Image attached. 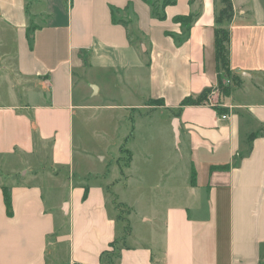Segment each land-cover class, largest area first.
I'll list each match as a JSON object with an SVG mask.
<instances>
[{"label": "crops", "instance_id": "crops-1", "mask_svg": "<svg viewBox=\"0 0 264 264\" xmlns=\"http://www.w3.org/2000/svg\"><path fill=\"white\" fill-rule=\"evenodd\" d=\"M233 3L238 83L230 78L223 95L214 88L221 0H175L160 6L163 18L144 0H0V264H264V0ZM98 75L119 100L91 103ZM208 87L215 104L181 107ZM148 100L170 115L186 168L170 180L169 204L143 211L128 194L134 155L127 166L120 155L131 153L126 112ZM102 110L116 116L86 151L77 137Z\"/></svg>", "mask_w": 264, "mask_h": 264}, {"label": "rangeland", "instance_id": "rangeland-1", "mask_svg": "<svg viewBox=\"0 0 264 264\" xmlns=\"http://www.w3.org/2000/svg\"><path fill=\"white\" fill-rule=\"evenodd\" d=\"M151 1L155 4L156 8H159L163 2V0ZM91 77H94V74H91ZM96 79L102 86L103 90L100 94L92 98L91 103L103 104L104 102L116 101L112 99L119 100L120 96L116 97L117 90L108 89L105 86L104 78H101L98 75ZM79 81L80 84L78 86V92L81 91V88L84 89L83 80L79 79ZM88 92L91 93L92 89L90 88ZM159 103L160 102L156 100H148V105H151L150 107L139 110H128V112H126V114L128 113L132 117V119H135L131 121L129 120L128 124H126L129 125V127L131 125L129 130V140L126 144V147L131 151V153L125 148H122L120 158L123 160V166H127L130 155L132 157L134 155V170L138 174V179L134 176V183L132 184V189H130L128 194L132 196L133 193L138 192L136 206L139 210L143 211L155 209L159 210L158 207L163 208L168 205V193L172 189V181L170 180L175 179L179 182L180 179H183L182 173L186 168V165L183 163L184 160L181 158V153L179 149L175 147L172 134H170V115L161 111L154 112V107L152 106ZM114 112L102 110L98 113L99 117L96 119H94L96 117L94 112H89L88 115H90V117L87 118L88 123L85 125L86 130H83L84 140L77 137V143H81V145L84 146L83 148H86V151H92L97 147H101L104 143L103 138H95L94 130L99 128V125L104 126L107 122L109 123L112 117L108 115L113 113L114 116H116V113ZM122 112L123 111H117V113ZM100 118H102V120ZM126 118H128V116L126 117L124 115V119L122 121L125 120L126 122ZM146 149H148V151ZM113 150H115V148ZM80 152L82 153L81 149ZM113 154L116 156L119 155L116 152H113ZM81 156L89 157L84 153H82ZM90 162L91 161L89 159L83 161L86 165H89ZM177 173L178 175L176 177L175 175ZM47 195H50V193L47 192ZM111 198H113V196ZM158 198H160V200H156ZM112 200L116 204L115 208L118 217L120 219H125L127 208L122 206L120 203L115 202L117 200ZM117 244L113 245L110 250V255L115 254Z\"/></svg>", "mask_w": 264, "mask_h": 264}, {"label": "trees", "instance_id": "trees-1", "mask_svg": "<svg viewBox=\"0 0 264 264\" xmlns=\"http://www.w3.org/2000/svg\"><path fill=\"white\" fill-rule=\"evenodd\" d=\"M150 2L154 9L156 10V15L160 18L164 17V14L156 8L155 4L151 0H144ZM175 0H163L161 7H165L169 4L174 3ZM222 6L216 12V27H215V43H216V67L218 73V85L214 87L219 90V94L227 95L231 92V84H226L225 80L227 78H233L230 70V39H231V22L235 17V8L233 0H221ZM179 20L186 21L185 18L181 17ZM124 21V20H122ZM234 82L237 84L238 80L233 78ZM213 87L205 88L198 96H187L181 102V107L187 105H200L208 103V94L211 92ZM159 101V100H158ZM161 101V100H160ZM132 161V156L129 157V162ZM127 163V164H128ZM195 171L193 170V175ZM192 180L194 177L192 176ZM5 204L7 207V213L12 214V198L10 193V188L4 186L3 188ZM87 195V191L85 193ZM117 241V240H116ZM115 244V241L112 243V247ZM118 249L116 248V251ZM106 255H110L109 251L105 252ZM105 253L102 255V258L105 257ZM114 255V254H113ZM81 264V263H75Z\"/></svg>", "mask_w": 264, "mask_h": 264}, {"label": "built area", "instance_id": "built-area-1", "mask_svg": "<svg viewBox=\"0 0 264 264\" xmlns=\"http://www.w3.org/2000/svg\"><path fill=\"white\" fill-rule=\"evenodd\" d=\"M225 83L226 84H230L231 83V79H229V78H227L226 80H225ZM217 91H218V93H219V90L218 89H216ZM216 91V92H217ZM214 94H215V90L213 89L211 92H209V94H208V102H210V103H216L215 102V99H214ZM223 118H226V115H223L222 116Z\"/></svg>", "mask_w": 264, "mask_h": 264}, {"label": "water", "instance_id": "water-1", "mask_svg": "<svg viewBox=\"0 0 264 264\" xmlns=\"http://www.w3.org/2000/svg\"><path fill=\"white\" fill-rule=\"evenodd\" d=\"M93 90L96 93V91H97V86L96 85H93ZM178 124H179V121H178V118H176L174 120V128H175L176 140L179 143V141H180V131H179Z\"/></svg>", "mask_w": 264, "mask_h": 264}]
</instances>
